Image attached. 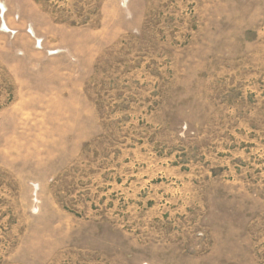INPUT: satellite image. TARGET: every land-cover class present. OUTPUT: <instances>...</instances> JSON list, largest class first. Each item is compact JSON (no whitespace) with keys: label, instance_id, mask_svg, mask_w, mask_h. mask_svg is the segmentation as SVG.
I'll use <instances>...</instances> for the list:
<instances>
[{"label":"rangeland","instance_id":"rangeland-1","mask_svg":"<svg viewBox=\"0 0 264 264\" xmlns=\"http://www.w3.org/2000/svg\"><path fill=\"white\" fill-rule=\"evenodd\" d=\"M0 264H264V0H0Z\"/></svg>","mask_w":264,"mask_h":264}]
</instances>
